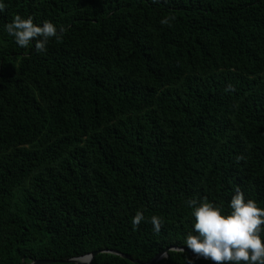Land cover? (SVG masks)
Masks as SVG:
<instances>
[{
	"label": "trees",
	"instance_id": "obj_1",
	"mask_svg": "<svg viewBox=\"0 0 264 264\" xmlns=\"http://www.w3.org/2000/svg\"><path fill=\"white\" fill-rule=\"evenodd\" d=\"M5 4L0 264L97 251L148 264L188 249L190 198L228 212L239 186L264 208V0ZM15 14L66 31L46 53L21 48L3 29ZM189 261L212 264L183 251L156 264ZM91 264L138 263L103 252Z\"/></svg>",
	"mask_w": 264,
	"mask_h": 264
},
{
	"label": "clouds",
	"instance_id": "obj_2",
	"mask_svg": "<svg viewBox=\"0 0 264 264\" xmlns=\"http://www.w3.org/2000/svg\"><path fill=\"white\" fill-rule=\"evenodd\" d=\"M5 10V0H0V14ZM174 19L165 17L160 23L167 25ZM3 29L21 48H28L34 43L37 53H46L50 40H62L66 31L63 26L58 28L50 21L34 23L32 16L24 18L19 14H15ZM232 90L231 85L226 89ZM186 205L191 210L194 224L193 231L183 243L197 259L210 260L213 264H264V208L255 200L246 199L239 186L228 202V212L223 205L214 204L206 198H190ZM143 221L145 215L138 210L131 224L136 228ZM150 223L154 232L161 231L159 216L153 215ZM189 264L192 262L189 261Z\"/></svg>",
	"mask_w": 264,
	"mask_h": 264
},
{
	"label": "water",
	"instance_id": "obj_3",
	"mask_svg": "<svg viewBox=\"0 0 264 264\" xmlns=\"http://www.w3.org/2000/svg\"><path fill=\"white\" fill-rule=\"evenodd\" d=\"M181 249L184 250L183 252H189V254L191 255L192 258L197 259L196 256H195V254H193L191 251H189L186 248L171 247V248L166 249L163 253H161L158 256H156L148 264H156V263L160 262L162 259H164L165 258V255H167V257H168L169 251H181ZM103 252H109L111 254L118 255V256H121L123 258L129 259V260L133 261L134 263L143 264L141 262H138L136 260H133L130 256L125 255V254H122V253L117 252V251H97V252L91 253L89 255L83 256V257L73 258V259L66 260V261H61V262L62 263H71V264H91L93 262V259L98 254L103 253ZM200 259H203V258H200ZM208 261H210V260H208ZM54 262L55 261H52V260H38V261L33 262L32 264H52ZM212 264H213V262H212Z\"/></svg>",
	"mask_w": 264,
	"mask_h": 264
}]
</instances>
